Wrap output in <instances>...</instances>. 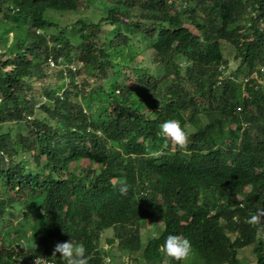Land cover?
Segmentation results:
<instances>
[{"label":"trees","instance_id":"16d2710c","mask_svg":"<svg viewBox=\"0 0 264 264\" xmlns=\"http://www.w3.org/2000/svg\"><path fill=\"white\" fill-rule=\"evenodd\" d=\"M110 3L99 17L60 25L55 15L77 12L83 0H0L2 34L15 33L0 50V264H32L49 255L52 239L71 237L89 264H101L106 230L107 244L149 262L161 261L168 234H180L192 252L172 264H241L239 250L249 246L254 264H264V239L247 222L264 207V0ZM137 36L153 70L140 67ZM223 44L238 62L226 76ZM71 62L87 75L81 89L79 66L63 68ZM87 85L95 96L83 95ZM204 104L184 149L160 135L166 120L194 123ZM18 123L26 134L8 128ZM18 204L34 222L31 235L4 245ZM145 220L163 230L140 250Z\"/></svg>","mask_w":264,"mask_h":264},{"label":"rangeland","instance_id":"374dc122","mask_svg":"<svg viewBox=\"0 0 264 264\" xmlns=\"http://www.w3.org/2000/svg\"><path fill=\"white\" fill-rule=\"evenodd\" d=\"M86 7L82 6L77 12H72V13H63L61 16H59V14L55 15L56 20L58 21V23L60 25H65V24H72L74 23L76 20L78 19H89L92 18V15H96V17H99L103 14V8L106 5L111 4L110 2L112 0H83ZM93 19V18H92ZM8 27V25L6 26V28ZM107 27V26H106ZM106 27H104V29H107ZM3 26L0 24V50L4 51L8 46L10 45L13 41H14V36L15 33L12 30H8V32H6L5 34H2L3 31ZM70 30L67 32L68 37H70L72 39V41H74L77 36L76 35H72L73 33L71 32V28H69ZM10 31V32H9ZM54 30L50 29L48 32L49 33H53ZM137 39L138 36L134 38V48H136L137 50V60L140 62V67L143 68H147L149 70H153L155 68V65L151 62V54L146 50L145 45L143 44H138L137 43ZM6 40V43L5 41ZM75 44L77 43L76 41L74 42ZM222 52L224 55L225 60L227 61V67H226V72L225 75H228L232 72H234L236 70V68L238 67V62L236 60H234V49L231 45L229 44H223L222 45ZM75 69L79 66V70L80 71H76L77 74H74V78L73 81L75 82V85H77V87L79 89H81L82 87H80L81 83L86 79V73H83L82 70V64H75V62H71ZM63 64V63H62ZM69 65V63L66 65V63L63 64V68H67V66ZM81 67V68H80ZM53 73V72H51ZM111 74V71H109V75ZM52 75V74H51ZM126 78L129 76L130 79H135L134 75L128 74V71L125 73ZM68 77L64 78V80H62L65 84L68 83ZM254 78V76H253ZM51 80V82L54 83V85L56 86H60L63 84V82H61L60 79L57 78H49V81ZM120 81H122V79H120ZM89 83L92 84V80L89 81ZM259 83H263L260 82ZM109 85V80H106L105 83V87L107 88ZM64 87V84L63 86ZM94 87V86H93ZM56 88V87H55ZM84 90V94L85 93L87 95H91V96H95V90L96 88H90V86H85L83 87ZM60 92V91H59ZM58 92V93H59ZM42 95V102H47V98L44 96V94H40ZM39 95V96H40ZM137 96L141 97V92L140 90L137 92ZM198 101H200V99H198ZM2 103L0 102V105ZM207 104H204L202 106L198 107V114H197V120L194 123H188L189 125H187L185 128H187L189 131L192 130H196L198 127H201L202 125V113L203 110L207 108ZM215 114L210 113L208 114L207 118L211 119L214 118ZM6 127H4V129H6ZM8 128L13 129L15 132H19L20 134L24 135L26 134V128H25V124L24 123H18V124H10L8 125ZM174 146V145H172ZM81 165H84L85 162H81ZM4 192V188L0 187V193L3 194ZM27 211V208H25L22 204H18L15 205L14 210L12 212H10L7 216V229L6 232H9V235L7 234L5 236V244L11 243L13 245H19L22 243V241H24L25 239L29 238L31 235V230H30V225H32L34 222L33 220L30 219V222L27 223L26 222V217L24 216V213ZM162 223L160 221L158 222H154L152 220H145L144 222L141 223V249L146 245L147 241L151 238L157 237L158 235H154V234H160V232L163 230L162 229ZM20 229V236L17 237L16 233H14L15 230ZM102 238L100 240V249L102 250V252L106 255V262H109L110 264H164V256L162 254L161 251V261L160 262H149L147 260H145L143 257H141L140 252L139 253H133V254H127L124 253L120 250L119 246L117 245V243H114L112 245L107 244L106 239L110 238L112 236V231L111 230H106L101 234ZM57 242H61L58 241L56 239H52L50 241V245H49V256L52 257V252L54 249V246ZM252 246L243 248L239 250V258H240V263L241 264H254V256H252ZM55 261H59L60 262V254L57 253L56 254V258H54ZM108 259V260H107ZM182 264H186V263H182Z\"/></svg>","mask_w":264,"mask_h":264},{"label":"clouds","instance_id":"9594fccd","mask_svg":"<svg viewBox=\"0 0 264 264\" xmlns=\"http://www.w3.org/2000/svg\"><path fill=\"white\" fill-rule=\"evenodd\" d=\"M240 110V109H239ZM160 135L171 142L177 149H184L188 143V132L186 128L175 119L164 121L159 126ZM153 156H159L161 153L155 151ZM128 190L126 181L119 183L118 191L125 193ZM249 225L255 227L258 239H264V207H259L247 218ZM158 235V234H154ZM164 256V264L172 262H182L186 260L192 252L190 240L180 234H168L161 245ZM60 254L61 264H89V256L86 255V249L83 243H79L72 237L70 240L57 242L52 252V258ZM44 259V258H43ZM45 260V259H44ZM48 264H55V260H45Z\"/></svg>","mask_w":264,"mask_h":264},{"label":"built area","instance_id":"2783aa9c","mask_svg":"<svg viewBox=\"0 0 264 264\" xmlns=\"http://www.w3.org/2000/svg\"><path fill=\"white\" fill-rule=\"evenodd\" d=\"M50 65H52L53 66V64L50 62ZM69 69H71V71L72 72H74L76 69H75V67H74V65L73 64H69L68 66H67ZM219 70L222 72V76H226L225 75V72H226V70H222V67H220L219 68ZM259 70L261 71V73H264V66H259ZM254 76V78H257V75L256 74H254L253 75ZM253 76H252V78H253ZM222 79V77L221 76H219L218 77V81H220ZM247 79L248 78H244L243 79V83H245V82H247ZM257 81L259 82H264V80H259V78H257ZM45 260H55L54 258H52L51 256H49V255H43V256H40V257H35V258H33L32 259V261H31V263L32 264H48V262L47 261H45ZM55 264H61V262H59V261H55ZM101 264H110L109 262H103V263H101Z\"/></svg>","mask_w":264,"mask_h":264}]
</instances>
